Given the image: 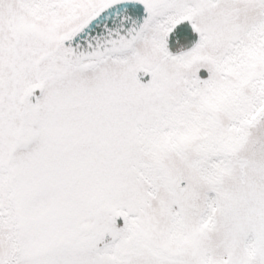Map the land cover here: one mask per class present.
<instances>
[{
  "label": "snow or ice",
  "instance_id": "1",
  "mask_svg": "<svg viewBox=\"0 0 264 264\" xmlns=\"http://www.w3.org/2000/svg\"><path fill=\"white\" fill-rule=\"evenodd\" d=\"M0 264H264V0H0Z\"/></svg>",
  "mask_w": 264,
  "mask_h": 264
}]
</instances>
